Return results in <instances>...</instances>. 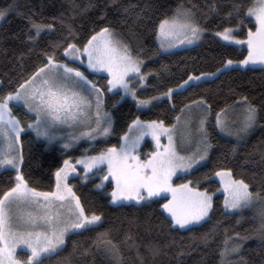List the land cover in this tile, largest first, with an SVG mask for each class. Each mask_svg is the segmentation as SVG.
<instances>
[{"label": "snow or ice", "instance_id": "snow-or-ice-1", "mask_svg": "<svg viewBox=\"0 0 264 264\" xmlns=\"http://www.w3.org/2000/svg\"><path fill=\"white\" fill-rule=\"evenodd\" d=\"M109 2L113 6L116 4V0ZM223 6L220 0H211L207 3L208 14H218ZM226 6L225 18L235 22L214 35L241 48L246 45L243 59H225L215 71H201L198 75L188 73L179 84L146 99H141L138 88L130 83V79L136 77L138 85L143 86L152 74L142 70L145 64L143 50L133 52L121 33L111 26L104 9L93 22L91 35L82 41L72 24H65L62 19L53 17L51 23H43L28 18L25 41L31 47L20 53V73L9 80L7 88L0 82V170L15 173L0 185V264H42L46 258L63 251L69 235L103 225V212L86 209L74 186L68 182L80 175L78 166L83 168V181L91 177L99 180L94 185L95 189L102 192L105 182L111 184V191L105 193L110 197L108 202L111 205L134 201L136 205L143 206L157 202L155 198L163 199L165 202L159 204V209L167 214L165 220L172 231H187L207 221L214 207L213 194L207 189L201 190L200 180L182 184L173 182L178 172L189 173L210 159L213 145L208 126L212 106L205 97L183 105L171 125H167L164 119L141 120L136 116L119 134L117 144H106L99 151L95 150L94 144L101 139L106 142L116 133L117 117L113 112L129 96L138 111L164 97L175 111L174 93L193 87V82H205L225 71L238 70L233 68L234 65L264 68V0H247V3L245 0H228ZM14 7L15 0L6 8H0V19ZM88 7L96 5L90 3ZM107 7L105 4L104 8ZM135 7H124L122 13L127 15ZM150 7L140 9L137 19L153 21L148 32L154 34L158 44L154 56L194 44L206 32L197 19L195 6L186 7L181 3L169 10L160 5L162 10L156 11L154 20L151 16H144ZM245 20L254 23L241 39L238 36L244 29ZM57 22L65 27L67 35L58 41H47L39 49L37 61L30 70H26L24 57L37 50L43 34L55 31ZM98 24L104 26L97 31ZM61 48L62 54L58 55ZM162 67L167 70V66ZM104 73L107 75L104 84L89 78L90 75ZM108 96L118 98L109 104ZM14 107H22L32 118L25 123L14 114ZM237 109L238 118L229 121L228 114ZM215 117L214 128L236 137L238 142L243 141L264 120V100L257 104L247 95L239 96L232 104H226L217 111ZM29 133L46 144L63 141L61 147L64 150L74 148L83 140L89 142V147L74 158L75 163L72 158L64 159L51 173L54 185L50 190H40L32 186L23 170L25 143L22 137ZM146 136H151L155 147L151 152L141 153V142ZM165 137L166 144L161 142ZM193 143L195 150L182 154L183 147ZM236 150L234 146L233 153ZM89 152L95 154L90 155ZM213 177L219 178L223 188L225 209L237 210L261 204V223L256 234L264 242V174L259 177L256 173L252 175V180L259 179L260 183L261 190L256 192L244 178H235L231 168L219 167L211 175L205 174L203 180L208 182ZM214 235L213 228L193 237V240L199 239L206 247L214 240ZM246 239L247 236L242 237L239 233L226 237L219 251L220 264H226L229 257H239L242 241ZM125 242L136 248L140 264H146V258L140 255V246L133 237L126 236ZM90 247L110 256L112 264H120L122 253L111 239L110 230L97 232ZM145 247L155 259L170 245L149 244ZM188 247L191 249L192 245ZM18 249L25 258L18 255ZM87 252L88 249H84L81 255ZM184 254L181 251L178 255ZM69 259L63 257L65 261ZM237 264H247V261L240 258Z\"/></svg>", "mask_w": 264, "mask_h": 264}, {"label": "trees", "instance_id": "trees-1", "mask_svg": "<svg viewBox=\"0 0 264 264\" xmlns=\"http://www.w3.org/2000/svg\"><path fill=\"white\" fill-rule=\"evenodd\" d=\"M210 2L211 0H116L113 6L109 0H15V7L7 13L5 18L0 19V82H3L4 87L7 88L9 80H13L20 73V53L27 52V49L31 47L25 41L29 17L43 23H51L53 17L62 19L65 24L71 23L82 41L91 35L93 22L97 21L101 9H104L111 26L121 33L131 45L133 52L143 50L142 58L145 59L143 72L152 73L143 87L138 85L137 78H131L132 86L138 88L141 99L158 95L166 91L168 87L179 84L182 78L186 79L188 73L215 71L221 66L223 60H239L246 54L245 46L241 48V46L224 43L214 35L216 31L222 30L225 26H231L235 22L227 20L224 15L228 11L226 6L228 0H220V3L225 6L218 14H208L207 3ZM245 2L247 3V0ZM11 3L13 0H0V8H6ZM90 3L95 4L96 7L89 8ZM181 3L186 7L195 6L197 19L206 29L202 40L193 46L162 52L154 56L153 53L158 48V44L154 34L148 32V27L153 21L137 19V14L140 13V9L151 5L146 9L144 16H151L154 20L156 11L162 10L160 5H163L164 9L171 10ZM105 4L108 5L107 8H104ZM130 5L136 6L134 11H130L127 15L123 14L122 9ZM244 22L248 27L253 24L248 20ZM100 26L104 24H98L97 31ZM246 29L244 27L242 35ZM66 35L65 27L57 22L55 31L43 34L37 50L30 56L24 57L25 69L30 70L32 64L37 61L39 49L43 48L47 41H58ZM62 51V48L59 49L58 55L62 54ZM148 57L151 59H147ZM162 66H167V70H164ZM233 68L238 70L225 71L218 74L215 79L193 83L194 86L186 91L180 90L174 93L172 102L176 105L175 111L171 109L167 98H162L150 107L139 111L136 103L126 98L113 112L117 117L116 133L106 142H98L95 148L99 150L106 144H117L119 134L127 129V123L136 116L142 120L164 119L166 124H171L183 105L205 97L212 106L208 126L213 145L210 159L188 175L177 177L175 181L200 180L201 189H207L213 193L214 207L207 221L187 231H172L165 220L167 214L159 209V204L164 203L163 199L156 198L157 202L143 206L135 203L111 205L108 202L110 197L105 196V193H108L109 184L101 192L95 189L94 182L89 179L83 184L77 183L74 188L86 209L103 212V225L90 231L69 235L63 251L56 256L46 258L42 264H112L110 256L90 247L96 233L105 230L111 231V239L122 253L120 264H140L136 248L130 247L129 243L125 242V237L129 235L140 246L139 252L146 258V264H220L219 251L222 242L235 233H239L242 237H253L242 243L239 257H233L234 264H237L240 258L247 261V264H264V242L256 235L258 223L251 211H225L223 194L218 190V180L214 178L208 182L203 180L205 174L211 175L219 167H228L233 170L235 178H244L246 182L252 184L253 192L261 190L259 179L252 180V175L256 173L259 177L264 174V120L240 142L224 136L213 127L216 112L226 104H232L239 96L247 95L257 104L264 100V68ZM89 78L104 84L107 76L93 74ZM117 98V96H108V103L111 104V101ZM14 114L25 123L32 118L25 114L22 107H14ZM22 139L25 143L23 170L26 177L32 186L40 190H50V186L54 185V177L51 173L55 167L61 165L62 153L56 148H47L44 142L35 139L34 134L23 135ZM234 146L237 149L235 153L232 151ZM10 176H14V172L0 170V185L5 184ZM213 228L215 229L214 240L208 246H202L199 239L193 240V237H199L200 234ZM149 244L170 245V247L165 248L161 255L153 259L145 247ZM190 244L191 249L188 247ZM84 249H88V252L86 255H81ZM181 251L185 253L182 256L178 255ZM18 254L24 257L22 252ZM66 256L70 257L68 261L63 260Z\"/></svg>", "mask_w": 264, "mask_h": 264}, {"label": "rangeland", "instance_id": "rangeland-1", "mask_svg": "<svg viewBox=\"0 0 264 264\" xmlns=\"http://www.w3.org/2000/svg\"><path fill=\"white\" fill-rule=\"evenodd\" d=\"M253 23H254V21H253ZM244 25H245V26H244L245 28H248V25L246 24V22H244ZM246 32H247V29H246ZM246 32L244 33V35H242V32H240L238 38H241V39L244 38ZM203 36H204V34H203ZM203 36H202V38H203ZM202 38H201L199 41L195 42L194 44H191V45H184V46H181V47L173 48V49H170L169 51L177 50V49H182V48H186V47L193 46V45L199 43V42L202 40ZM217 38H218L220 41L224 42V43L231 44V43H229V42H226V41L221 40L219 37H217ZM233 45H236V44H233ZM236 46H239V45H236ZM245 47H246V45H245ZM245 55H246V54H245ZM242 59H243V58H242ZM233 67H240V66H238V65H234ZM249 67H261V66H259V65H255V66H249ZM240 68H241V67H240ZM103 75H106V73H104ZM196 75H198V74H196ZM106 76H107V75H106ZM132 78H133V77H132ZM135 78H136V77H135ZM131 82H132V79H130V83H131ZM193 83H198V82H193ZM144 85H145V84H144ZM144 85H143V86H144ZM143 86H142V87H143ZM127 98L132 99L131 96H129V97H127ZM164 98H166V97H164ZM143 109H145V108H143ZM237 118H238V109H237L236 111H233V112L229 113L228 116H227V119H228L229 121H234V120H236ZM141 120H142V119H141ZM174 121H175V120H174ZM174 121H173L172 123H174ZM172 123H171V124H172ZM171 124H167V125H171ZM193 127H195V124L193 125ZM218 131H219L221 134H223L224 136H226V137H228V138H230V139H233V140H235L236 142H238L237 139H236V137H234V136H230V135H228L226 132H221L219 129H218ZM99 142H104V141L101 139V140H99ZM161 142L164 143V144H166V143H167V138H166V137L163 138ZM177 142L179 143V138L177 139ZM44 143H45V145H46L47 148H56V149H58V150L62 153V155H63L62 162H63L64 159L72 158V162H73V163H75V159H74V158L79 157V156L81 155L83 149L89 147V142L86 141V140L80 141V142H79L74 148L69 149V150H64V149H62L61 144L63 143V141H60L59 143H53V144H46V142H44ZM97 144H98V142H96V143L94 144V147H95V148H96V145H97ZM108 146H110V145H108ZM154 147H155V145H154V141H152L151 136H146L145 139L141 142L140 152H141V153L151 152V151L154 150ZM195 148H196L195 143L191 144V146H187V145H185V146L183 147V149H182V154H187V153H189V152H192V151L195 150ZM95 150H96V149H95ZM96 151H99V150H96ZM89 154L91 155V154H95V153H94V152H89ZM203 163H204V162H203ZM203 163H202V164H203ZM61 164H62V163H61ZM191 171H192V170H191ZM191 171H190V172H191ZM77 172L80 173V175H79V176H76L75 178H70L69 181H68L69 184H71V185H73V186H75L77 183L83 184V183L86 182V181H83V180L81 179V177H82V175H83V168H82V166H78V167H77ZM190 172H189V173H190ZM189 173L178 172V173L173 177V182H174V184H182V183H185V182H187V181H190V180H185V181H181V182H179V181H175L177 177H179V176H186V175H188ZM14 175H15V173H14ZM213 178L216 179V180H218V182H219V191L223 194V208H224V210L227 211V212H237V211H241V210H249V211H251V213L253 214V216L255 217V219H256V221H257V223H258V227H257V229H258V228L260 227V223H261V221H260V217H259V211H260V209H261V204H260V203H255V204H253L251 207H245V208L237 209V210L225 209V207H224V192H223V188H222V186H221V184H220L219 178H217V177H213ZM90 179L94 182V185H95L96 183H99V180H98L97 178H95V177H91ZM54 182H55V181H54ZM105 184H106V186L109 184V190H108V192H110V191H111V184L108 183V182H105ZM201 190H204V189H201ZM212 194H213V193H212ZM164 195H167V194H164ZM155 199H156V198H155ZM164 202H165V201H164ZM122 203H135V202L132 201V202H122ZM256 232H257V230H256ZM256 235H257V234H256ZM257 236H258V235H257ZM257 236H256V237H257ZM251 237H253V236H251ZM251 237H249L248 239H250ZM248 239H246V240H248ZM246 240H243L242 243L245 242ZM20 252H22V251H21L20 249H18V253H20ZM18 255H19V254H18ZM20 257H21V256H20ZM233 257H236V256L229 257L228 260L226 261V262H227L226 264H234V261H232V260H233ZM21 258H25V257H21Z\"/></svg>", "mask_w": 264, "mask_h": 264}]
</instances>
